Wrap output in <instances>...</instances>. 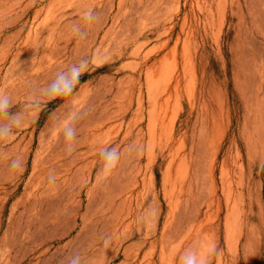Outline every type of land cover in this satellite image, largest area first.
Wrapping results in <instances>:
<instances>
[{"label":"rangeland","instance_id":"rangeland-1","mask_svg":"<svg viewBox=\"0 0 264 264\" xmlns=\"http://www.w3.org/2000/svg\"><path fill=\"white\" fill-rule=\"evenodd\" d=\"M198 234L184 264H264V0H0V264Z\"/></svg>","mask_w":264,"mask_h":264},{"label":"clouds","instance_id":"clouds-1","mask_svg":"<svg viewBox=\"0 0 264 264\" xmlns=\"http://www.w3.org/2000/svg\"><path fill=\"white\" fill-rule=\"evenodd\" d=\"M69 151H71V147L68 148ZM107 161H111V163H106L103 168V176L104 179H107L108 176L111 175L112 171L116 167V161H115V150H108L105 153L102 154ZM51 179V177H50ZM109 241L106 239L105 240V246H107ZM211 255H218V249L216 248L215 245L212 246L211 251H210V256ZM70 264H80V257L79 254H75L73 258L70 261ZM199 264H210V259H205L199 261Z\"/></svg>","mask_w":264,"mask_h":264},{"label":"bare ground","instance_id":"bare-ground-1","mask_svg":"<svg viewBox=\"0 0 264 264\" xmlns=\"http://www.w3.org/2000/svg\"><path fill=\"white\" fill-rule=\"evenodd\" d=\"M198 240H199V234L194 238L192 244L187 246V248L184 249L183 252L179 255V264H184L185 261H187V259L189 260V263L192 262V258H193V255L195 253V249L198 246ZM177 254L178 253H175L171 258V261L173 262V264L176 263Z\"/></svg>","mask_w":264,"mask_h":264}]
</instances>
